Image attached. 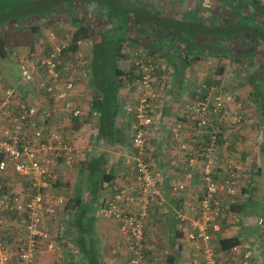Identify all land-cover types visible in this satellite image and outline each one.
<instances>
[{"label": "crops", "instance_id": "crops-1", "mask_svg": "<svg viewBox=\"0 0 264 264\" xmlns=\"http://www.w3.org/2000/svg\"><path fill=\"white\" fill-rule=\"evenodd\" d=\"M112 1L115 2V8L124 10L123 13L129 10L128 20L136 22L139 30L136 31V26L131 25L135 33L125 31L121 24L126 20L120 17L113 19L112 23L107 17L104 20L107 22L102 25L103 28H96L98 19L92 15L93 11H98V6L108 11L113 8ZM85 3L89 5L86 8L88 12L84 10L87 15L85 12L81 15V11L75 14H79L78 17L90 19L85 22L73 19L72 26L76 32L80 24L85 23L89 26L91 37L89 40L78 42L79 49L76 53L69 55L63 53L62 57L64 63L62 71L67 74L65 76L73 75L71 73L75 72L76 87L71 100L84 112V116L78 120L71 116H52L49 119L52 128H62V132L71 138L77 148L82 150L84 157L72 168L66 167L62 159L57 160L55 171L59 182L56 183V187L51 188V192L56 196H63L67 203L78 193L79 168L82 163H92L94 155L98 153L106 154L107 172L115 179L110 183H104L102 191L97 196H92L84 187H81V204L88 206L97 225L109 238V245L107 248L103 247L101 251L103 264H128L129 255L124 245L121 246L122 239L118 224L112 219L103 218L101 210L108 199L122 188L137 190L135 173L137 150L131 149L130 152V149L125 148L126 145H117L114 149L102 141H96L95 129L98 127V116L91 114L95 94L90 67L98 55L108 54L110 41L113 43L124 41L119 65L126 71L134 67L135 75L131 81L126 75L121 78L123 83L119 91V100L123 111L117 119L116 127L119 129L127 127L132 135L136 123L135 109L140 105L143 97L136 62L140 61L145 66L155 68L154 89L156 90L159 86L163 88L160 98L150 101L151 115L159 126L151 128L149 132V149L146 157L152 164L153 170L162 173V199L152 211L150 227L160 240L156 252L149 258V260L152 259L151 262L148 261V263L164 264L166 259L168 264H202L200 253L186 246L185 237L179 231V224L176 220V211L180 206L194 207L202 196L204 191L202 168L200 163L195 166L189 165L187 158L180 153L177 144L173 141L170 128L179 123H188L185 118H182L188 116L185 111L186 104L204 101L207 98L213 100L215 95L234 96V102L227 104L221 115H216L229 116L227 122L223 124L225 132L220 145V160L223 162L232 160L243 168L244 175L240 177L242 194L238 196L239 200L235 205H239L240 209L241 206L244 208L237 214L235 213L236 221L242 216L246 218V221L255 220L258 215L262 214L264 205L262 210L255 209V206H252L254 209H249L248 206L254 202V196H257L254 191L255 182L262 175L260 158L253 157L251 154L256 152V134H260L264 139V109H259V105L264 104V0H101L99 2L97 0H69L67 3H62L61 7L65 6L64 8L69 9L75 7L76 12V8L80 10L79 7H84ZM52 14L56 16L58 13ZM45 17L37 19L34 16L28 21H26L27 18L22 17V24L19 26L24 27L25 24L33 23L34 26L37 27L40 24L41 28L47 30L46 27H51V24L42 25L37 21L40 22L42 21L40 19ZM7 24L16 26L7 21L1 26ZM44 31L40 30L34 36L30 33L32 41L34 40L32 46H25L28 38L21 46L28 50L35 48L39 42L44 46H49L42 38H38ZM44 33L48 36L45 39L52 45L48 50L56 47L55 35L46 31ZM135 38H138L137 43L131 41ZM84 52L90 54L88 66L85 70L82 67L88 73L85 83L80 80L78 71L81 70L77 67L79 60L83 61ZM72 55L76 57L75 63L69 65ZM66 62H68L67 65ZM17 64L14 63L13 66L8 67L15 81L18 79ZM27 99L29 100V97ZM85 99L87 100L85 103L81 101ZM242 114L247 116H241ZM75 126L80 127L75 128ZM254 129H256V134ZM184 134L190 135V128ZM262 150L264 151V140L259 151ZM73 169H75L74 174L69 176V170ZM189 175L193 176L190 178ZM254 177L256 178L253 183ZM7 181V191L12 193L18 192L20 188L10 189L11 186L24 183V179L17 175L8 176ZM179 184H184L186 189L175 195L172 192V186ZM247 189L248 193L245 192ZM228 200L229 197L223 196L221 201L228 208V213L232 215L231 208H234L233 205L236 202L232 200L229 205L225 203ZM64 207L60 208V215ZM76 212L73 211L72 214ZM64 214L66 221L63 220L56 231L52 228V222L60 215L52 218L47 224L60 248L65 246V239L61 240V238L67 230L66 225L68 226L69 221V215L65 212ZM243 218L237 221V226L234 224V216H228L226 213L219 220L220 231L213 235L212 244L222 264H230L231 251H222L219 242L221 239L231 237H238L241 245L248 247L251 251V264H264V229L248 225V221H245L244 225ZM11 231L12 233L5 239L8 250L12 251L18 246L17 244L25 233L23 230L18 233L15 232L16 230ZM10 242L14 244L11 245ZM56 262H59L57 252H44L37 260V264H55ZM14 263L15 261L11 262V264Z\"/></svg>", "mask_w": 264, "mask_h": 264}, {"label": "built area", "instance_id": "built-area-1", "mask_svg": "<svg viewBox=\"0 0 264 264\" xmlns=\"http://www.w3.org/2000/svg\"><path fill=\"white\" fill-rule=\"evenodd\" d=\"M65 49L64 44H59L46 50L41 42L30 50L21 49L16 53L20 76L13 84L5 80L0 69V264L12 261L37 264L44 252L58 253L62 249L47 227L64 205V198L54 195L50 189L58 177L55 165L62 159L66 167L72 168L84 157L62 128L53 129L49 123L52 116H71L75 120L84 116L71 100L76 87L75 72L66 77L62 71ZM136 66L143 93L135 109L136 123L132 131V143L138 156L137 190L122 188L114 193L101 215L117 222L129 255L128 264H148L146 255L157 248L160 240L150 227L151 211L162 199V173L154 171L146 157L149 132L159 126L151 115L150 101L160 98L163 88L154 89L155 68L140 61ZM27 92L34 94L29 100ZM233 100L226 94L186 104L188 116L182 118L188 123L170 128L173 141L189 165L200 163L202 168L204 191L196 206L182 205L176 211L186 246L200 253L202 264H222L212 244L213 235L220 231L219 220L228 210L221 200L223 196L234 200L242 194L243 168L231 160L221 161L219 155L225 132L223 124L229 116L216 115H221ZM188 128L191 134L185 135ZM10 175L24 179L28 188L16 193L7 191ZM185 189L184 184L172 186L175 195ZM8 216L21 218L25 233L12 251L8 250L5 239L12 233ZM229 256L230 264H251L252 253L246 246L234 247Z\"/></svg>", "mask_w": 264, "mask_h": 264}, {"label": "trees", "instance_id": "trees-1", "mask_svg": "<svg viewBox=\"0 0 264 264\" xmlns=\"http://www.w3.org/2000/svg\"><path fill=\"white\" fill-rule=\"evenodd\" d=\"M67 1L69 0H21L20 4L26 5L27 9L25 11L28 13H25V15L29 16H25L24 18H27L26 21H28L32 20L34 16H36V18L38 19L48 16L52 13H59L61 10V4L67 3ZM99 1L101 0H97V2ZM27 3H31V5L35 4L37 5V7L33 8L30 6V8H32L30 9L28 8ZM111 3L113 5V8L107 11V17L110 23H112L113 19L115 20L120 17L121 19L126 20L122 22V28H124L125 31L129 33H135L132 27L133 25L128 20V18L130 17L129 10L127 11V13H123L124 10H120L114 7V1H112ZM84 6L87 8L89 5L85 3ZM98 9L104 8L98 6ZM38 15L39 17H37ZM6 20L0 22V27H2V23L6 22ZM20 20H22V18H19V20L16 21L19 22ZM135 26L136 31L139 30V26L137 23L135 24ZM88 27L89 26L85 23L80 24V28L73 34L71 42L68 46H66V49L64 50L65 55L76 53L79 49L77 45L78 42L90 39L91 34ZM114 28L116 29L117 26ZM30 31L32 32L31 34L34 36V34L36 35L40 31V29L34 27L31 28ZM10 33V31L5 30L0 35V62H3L2 60L7 58V53H9V51L13 48L8 43ZM131 41L137 43L138 38L132 39ZM133 42H130V44H134ZM114 43L110 41V51L108 52V54L104 53L101 56L98 55V58L94 60V62H92L90 65V67L92 68L91 81L95 94L93 97L94 100L91 107L93 111L91 114H95L98 116V127L95 129V132L97 133L96 141H102L108 147H114V149L117 147V145H126L125 148L128 150L130 149L131 152V149H134L131 131H129V128L127 127L122 129L117 128L116 122L118 117L122 115L123 111L121 102L119 100V91L123 83V80L121 78L126 75L131 81L132 77L135 75V69L134 67H132L133 69L126 71L120 67L119 61L122 50L124 49V41H116V43ZM28 45L29 44H25V46ZM18 46L19 45H17V47ZM259 109H264V104L261 103L259 105ZM79 127L80 126H75V128ZM0 158L2 159V155H0ZM92 161V163H82L79 168L80 170L77 195L74 198L70 199L67 203L65 198L62 196L64 198V205L62 207L66 206V208L64 207L63 209L64 212L69 215V221L68 226L66 227L68 228V230L64 232V235L62 236L61 240L65 239V235L69 236V240L65 239L64 245L69 244L68 247L70 249H76L77 253L73 255V258L69 260H59V262H56L55 264H103V254L101 253L102 250L100 249L98 245L99 243L98 241H96L95 235L93 233L95 218L90 213L88 206H82L81 194L82 188L84 187V189L92 196H97L102 191V185L107 182H112L115 177L109 175L107 172L108 162L106 154L98 153V155H94ZM57 180L53 182L51 188L54 186L56 187V183L59 182ZM245 192L248 193L249 190L247 189ZM156 205L158 204H154V206L152 207V211ZM233 206L234 208H231V211L234 214H237L242 208H244L241 206L240 209V206L235 204ZM103 207H105V205H103ZM73 211H77L76 214L73 215ZM57 215H60V212ZM8 218L11 222L12 230L15 231V229H17L16 227L22 228L23 221L21 218L17 216H8ZM13 219H15V222H12ZM75 232H77L78 235L74 234ZM61 233L63 234V232ZM219 243L220 249L224 252H230L234 247L242 244L238 237L224 238L221 239ZM152 254L153 253H147L146 256L149 258L153 256ZM168 263L169 262H165L164 264Z\"/></svg>", "mask_w": 264, "mask_h": 264}, {"label": "rangeland", "instance_id": "rangeland-1", "mask_svg": "<svg viewBox=\"0 0 264 264\" xmlns=\"http://www.w3.org/2000/svg\"><path fill=\"white\" fill-rule=\"evenodd\" d=\"M29 1H31V0H29ZM20 2H21V0H0V22L6 20L8 18L6 20L7 22H10V23L16 25V26H10L9 24H7V25H3L2 28L0 27V35L5 30L11 32L10 36L8 38L9 39L8 43L13 48L9 51L10 54L7 53V55H8L7 58L2 60L3 62H0V69L3 72L2 74L4 75L5 80L8 83H11V84H13L15 82V80H14V77L11 76V72L8 69V67H11V66L14 65V63L15 64L17 63V61H16V53L19 51V49L27 50V49H24L25 47H22L21 44H23V42L26 41L27 38H28V40L32 41V36L30 37L29 35H30V33H32L30 31V28L32 26H34L33 23L25 24L24 27L23 26H19V24H22L21 23L22 20H20L19 22L16 21V20H19V18L25 17L26 16L25 13H28V12L25 11L27 9L26 5L25 4H20ZM128 2H131V1H128ZM128 5H130V4H128ZM27 6H28V8H30V6L33 7V8L37 7V5H35V4L31 5V3H27ZM64 7H61V12L58 13L56 16H55V14H50V15L46 16L44 19H40V20H42L40 22H39V20H37L38 23H41L42 25L45 24V23L51 24L50 25L51 27H46L47 30L41 28L40 24L37 27L36 26H34V27L35 28H39L41 31L45 30L47 33L48 32L53 33L55 35L56 40H57V45L64 44L65 46H68L69 43L72 40L73 34L75 33V31L73 30V26H72V22L74 21L73 19H80L81 21L85 22L87 19L89 20L90 18L86 19V18H83L82 16L78 17L79 14L78 15L75 14V13H79V11H81V13H80L81 15L82 14L84 15V12L86 13L85 15H87L88 9H86L85 6L84 7H79V8H81L80 10L78 8H76L77 9L76 12L74 11L75 7L73 9L64 8ZM30 9H32V8H30ZM84 10H86L87 12L84 11ZM92 15H94V17H96L98 19V20H96V23H97V27L96 28H98V29L101 28L102 29L103 28L102 25H104V23L107 22V21H104L107 18V10L106 9H98V11H96V10L93 11ZM130 22H131V24L133 26H135L136 22H134L133 20H130ZM26 26H28V27H26ZM44 32L41 33V36L38 37V38H42L44 40V42H46L49 45V46H45L46 50H47L48 48H50V46L52 47V45H50L51 42L48 43L49 41L45 39V38H48V36ZM33 41L32 42L28 41L29 43L28 42L26 43V44H29L28 47H30V46H32L34 44ZM17 45H20V46L17 47ZM84 54H85V52H84ZM75 58L76 57H74L72 55L71 59L69 60V63L66 62V65H67V63L69 65L72 64V63H75ZM89 61H90V54H85L84 58H83V61L79 60V65L77 66L79 68V70H81V71H78V75H80L79 76L80 80L82 82H84V83L88 79V76H86L88 73L86 71H84V70H85L86 66H88ZM77 67H75V69ZM82 67H83L84 70L82 69ZM16 68H17V74H18L17 76L19 78L20 69H19V67H16ZM72 71H73V69H72ZM26 96L27 97L34 96V94H33V92H27ZM223 96H224V94H221V97H223ZM215 97H216V95H215ZM232 97L234 98V96H232ZM81 101H84V103H85L87 100L85 99V100H81ZM233 102H234V100H233ZM131 108H133V107H131ZM241 116H247V115L242 114ZM254 131H255V134H256L257 133L256 129H254ZM256 136H257L256 137L257 145H255L256 152L252 153L251 156L256 157V158H260V161H261L260 162V167L262 168V175H261V177L259 179H257L258 181H256V182H255V178L256 177L253 178V180H254L253 183L254 182L256 183L255 187H254V191H255L256 195L259 198L257 196H254V199H253L254 202H251L250 205L248 206V208L249 209H254L255 208L257 210H262V207L264 205V151L263 150L259 151V150L261 148V144H263V140L264 139H263V137H261L260 134H256ZM69 139H71V138H69ZM254 141H255V139H254ZM232 156H234V154ZM228 158L230 159V157H228ZM236 158H238V157H236ZM239 161L242 162L241 160H239ZM243 164H244V162H243ZM236 165H238V164H236ZM74 170L75 169L69 170V172H68V173H70L69 176H72L74 174V172H73ZM252 172H253V170H252ZM66 175L68 176V174H66ZM9 177H14V176L10 175ZM14 188L15 189L20 188L18 190V192L19 191H24V189L28 188L27 182H25V183L21 182L20 184H15L14 187H12V186L10 187V189H14ZM66 196L68 197L67 194H66ZM251 198H253V197H251ZM237 200H239L238 197L234 199V201L236 202L234 204H237ZM230 202H232L231 198H229V200L227 202H225V203L226 204L228 203L230 205L231 204ZM252 206H255V207L252 208ZM226 214L228 216H234V224L236 225V223H237L236 217L237 216H235L234 213H232V215H230L229 213H226ZM63 220L66 221V216L64 214V211H63L62 215L58 216L57 219L52 222L53 223L52 224L53 225L52 228L54 229V231H56L57 228L61 226V224L63 223L62 222ZM239 220L241 221L242 218L241 219L239 218ZM244 221H246V219H244ZM247 221H248V225H253V227H259V229H264V225H263V222H264V210H263L261 215H258L255 218V220L251 219V220H247ZM12 222H15V219H13ZM244 225H245V222H244ZM66 227H67V225H66ZM16 228H17V229H15L16 233L21 232V228L20 227H16ZM255 229H258V228H255ZM67 230H68V228H67ZM50 232H51V234H53V232L51 230H50ZM93 233L95 235L96 241H98V243H99L98 245H99L100 249L102 250L103 247L107 248V246L109 245L108 244L109 243V238H108V236L105 233H103V230L101 229L100 226L97 225L96 221H94V231H93ZM74 234H77V232H75ZM65 236H66L65 239L69 240L70 237L67 236V235H65ZM254 239H256V238H254ZM120 243H121V241H120ZM13 244L14 243L12 242L11 245H13ZM68 245L63 246L61 251L57 253V256H58L59 260H66V259L69 260V259L73 258V255H75L77 253L76 249H73V248L70 249L68 247ZM122 245H124L123 242L121 243V246ZM124 247H125V245H124ZM156 250H157V248L152 253L156 252ZM107 251L109 253V249H107ZM149 258H148V261L151 262L152 259L149 260ZM148 261H147V263H148ZM165 262H166V259H165ZM148 264H151V263H148Z\"/></svg>", "mask_w": 264, "mask_h": 264}]
</instances>
